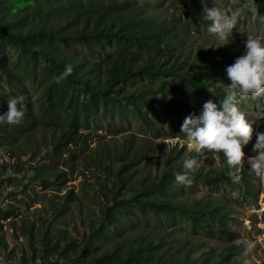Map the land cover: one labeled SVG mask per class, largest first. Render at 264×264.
<instances>
[{
    "label": "rangeland",
    "instance_id": "obj_1",
    "mask_svg": "<svg viewBox=\"0 0 264 264\" xmlns=\"http://www.w3.org/2000/svg\"><path fill=\"white\" fill-rule=\"evenodd\" d=\"M97 1L84 0V3L88 7ZM131 3L141 8L148 20L162 22L163 58L167 59L171 51L181 52L184 70L191 64H206L219 51L231 52L236 57L242 55L248 34L264 38V0H132ZM68 4V0H0V26L23 32L61 25L65 23L63 11ZM205 7H218L240 16L228 45L213 48L219 41L207 30L210 21L205 16ZM252 7L256 10L251 11ZM36 45H55L71 57L101 64L103 69L109 65L107 52H117L115 41L105 39L91 41V48L83 43L65 47L59 41L44 39L33 41L32 47ZM138 50L130 45L124 49ZM139 53L143 57L154 55L145 49ZM54 71L43 56L25 55L17 41L0 35V115L8 110V101L21 97L18 107L25 112L18 125L0 123V264H85L75 252L84 251L86 244L102 231L103 216L98 200L102 176L94 161L100 155L115 157L122 151L120 144L127 140L134 142L141 163L136 168L139 186L159 163L165 166V159L173 152V162L177 165L196 154L199 167L215 180L212 184L200 180L190 187L176 183L175 196L190 204L197 201L200 206L216 207L224 214L221 227L216 230L217 226H211L208 231L186 216H180L174 226L156 217L149 221L121 218L122 235L134 241L136 248L142 247L147 237L155 238L152 264H192L198 258L206 264H226L220 257L226 244H233L232 264H264V181L245 164V173L241 172V179L235 182L222 166V153L188 152L184 134L180 132L183 121L175 119L156 99L164 94L187 95L178 90L179 79L152 81L131 77L112 91V96L119 93L123 96L107 104L101 102L99 106L93 103L91 92L83 85L61 82L59 90L67 97L65 104L70 98L73 101L55 110L47 101V91L54 84ZM108 78L103 75V81ZM226 86L218 77L199 84L206 91ZM133 94L136 96L128 98ZM139 94L156 101L137 99ZM240 107L253 128L264 131V98ZM142 113L151 118L152 125L142 118ZM76 129L82 138L68 147L69 154L57 158L53 142ZM254 143L255 133L252 142L244 148L245 159L254 154ZM43 165L48 169L41 171L42 176L51 179L47 191L35 182ZM58 191L63 199H54ZM67 196L71 200L68 211L60 217L52 204L58 205L59 201L66 205ZM248 241L256 245L251 252L246 250ZM187 242L199 243L189 256ZM63 251L66 254L60 257ZM143 263L148 264L146 260Z\"/></svg>",
    "mask_w": 264,
    "mask_h": 264
},
{
    "label": "trees",
    "instance_id": "obj_2",
    "mask_svg": "<svg viewBox=\"0 0 264 264\" xmlns=\"http://www.w3.org/2000/svg\"><path fill=\"white\" fill-rule=\"evenodd\" d=\"M68 2L69 4L63 11L64 24L23 32H12L0 26V35L5 39L17 41L25 55L43 56L55 68L54 84L47 91V101L50 107L58 110L64 105L72 104L73 98H70L68 104H65L67 97L59 90V84L55 82L56 77L65 70L66 65H71L73 71L62 83L83 85L87 91L91 92L92 101L97 106L101 105V102L107 104L109 100L113 101L123 96L121 93L112 96V91L119 84L128 82L131 77L147 78L152 81L179 79L178 90L187 95L169 96L164 94L156 98L179 121H184L189 114L199 115L203 110L204 103L212 99L211 96H213L214 103L224 98V88L218 87L215 91H206L199 88V84L212 77H218L227 84L225 69L226 66L234 63L236 55L233 53L219 51L218 55L206 64H191L184 70L180 63L181 52L174 50L167 53V59L163 58L164 43L160 36L165 29L162 22L148 20L143 15L142 9L131 3L132 0H98L88 7L84 0H68ZM172 27L175 28L176 23ZM41 39L59 41L65 47H69L72 43H83L89 48H91V41L100 42L105 39L110 42L115 41L117 52L116 54L107 52L106 58L109 65L103 69L101 64L85 59H75L56 48L55 45L32 47L33 41ZM127 45L136 46L139 50L145 49L147 53L154 52V55L143 57L139 50L126 52L124 49ZM104 74L109 77L107 81H103ZM166 84L170 85L169 81H166ZM124 95L126 96V94ZM135 96L133 94L128 98ZM138 98L150 103L156 101L155 98L148 97L146 94H139ZM141 115L149 125H152L149 116L143 113ZM81 138L78 129L63 134L53 142L55 156L60 158L69 154L68 147ZM120 147L122 151L115 157L112 154L100 155L94 161L95 168L102 176L98 194L103 216L101 219L102 231L86 244L84 251L75 252L83 263L144 264V260L148 264L154 262L155 256L152 249L155 246V238L147 237L143 246L136 248L134 241L122 235L121 218L135 217L149 221L156 217L165 220L170 226H174L180 216H186L199 228L206 229L205 231H208L211 226H217L216 230L221 227L224 214L216 207L200 206L197 201L190 204L175 196V173L183 171V162L180 165L173 162L175 152L167 156L165 166L159 163L155 170L145 176L139 186V181L136 180V168L141 163L134 142L124 141ZM183 151L184 147L181 149V152ZM195 155L192 157L195 158ZM222 166L229 171L224 156ZM43 169H48L47 165H43L39 169L40 177H36L38 181L35 182L47 191L51 186V179L42 176ZM246 169H242L241 172L245 173ZM63 172L64 170L61 171V173ZM200 180L212 184L215 179L213 175L205 173L199 167L194 174V182ZM60 193L61 191H58L54 199H63L59 195ZM129 194L133 196L130 197ZM67 197L66 205L59 204V201L58 205L52 204L53 211H57L60 217L65 216L68 211L67 204L71 200L69 196ZM113 229L115 231H112ZM187 245V256H189L199 243L187 242ZM232 248L233 244L224 246L220 253L223 263L232 264L230 259ZM90 250H93L94 253L87 252ZM65 254L66 251H63L60 257H64ZM192 264H206V262L198 258L193 259Z\"/></svg>",
    "mask_w": 264,
    "mask_h": 264
},
{
    "label": "clouds",
    "instance_id": "obj_3",
    "mask_svg": "<svg viewBox=\"0 0 264 264\" xmlns=\"http://www.w3.org/2000/svg\"><path fill=\"white\" fill-rule=\"evenodd\" d=\"M250 10L256 9L252 7ZM205 16L210 21L208 32L219 41L218 46L213 48L231 43L233 29L238 27L240 16L218 7H205ZM72 71V66L66 65L55 82L59 84L66 80ZM225 71L228 83L220 105L212 100L206 101L199 115L190 114L185 117L180 132L184 134L189 153H222L226 158L228 175L235 182L241 179L240 174L245 164L264 181V131H256L240 107L249 101L264 98V38L248 34L243 54L226 66ZM21 99L22 97L8 101V110L0 115V123L14 126L22 121L25 112L18 107ZM254 133V154L245 159L244 148L252 142ZM182 168V172L175 173V181L179 185L190 187L199 164L195 158L189 157L183 161ZM255 247L253 241L246 243L248 252Z\"/></svg>",
    "mask_w": 264,
    "mask_h": 264
}]
</instances>
